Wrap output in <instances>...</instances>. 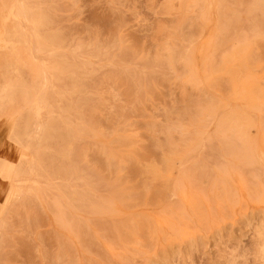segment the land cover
I'll list each match as a JSON object with an SVG mask.
<instances>
[{
    "label": "rangeland",
    "instance_id": "374dc122",
    "mask_svg": "<svg viewBox=\"0 0 264 264\" xmlns=\"http://www.w3.org/2000/svg\"><path fill=\"white\" fill-rule=\"evenodd\" d=\"M0 264H264V0H0Z\"/></svg>",
    "mask_w": 264,
    "mask_h": 264
},
{
    "label": "bare ground",
    "instance_id": "6f19581e",
    "mask_svg": "<svg viewBox=\"0 0 264 264\" xmlns=\"http://www.w3.org/2000/svg\"><path fill=\"white\" fill-rule=\"evenodd\" d=\"M24 16V15H23ZM30 21H31V19H30Z\"/></svg>",
    "mask_w": 264,
    "mask_h": 264
}]
</instances>
